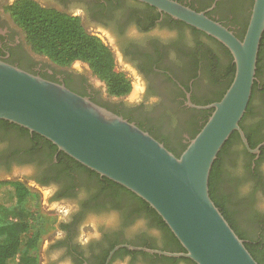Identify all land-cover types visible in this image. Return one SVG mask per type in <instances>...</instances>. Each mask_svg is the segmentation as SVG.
<instances>
[{
    "label": "flooded vegetation",
    "instance_id": "obj_1",
    "mask_svg": "<svg viewBox=\"0 0 264 264\" xmlns=\"http://www.w3.org/2000/svg\"><path fill=\"white\" fill-rule=\"evenodd\" d=\"M176 1L205 12L240 39L255 2ZM20 2L95 37L129 92L110 94L109 83L87 61L59 65L34 51L13 11ZM0 60L89 97L151 133L177 156L207 122L236 72L224 43L143 0H0ZM240 124L248 145L237 131L220 157L213 192L235 230L245 243L258 246L264 262V33L256 81ZM49 141L0 119V197L22 209L24 202L35 204V194L41 193L38 200L44 203L46 191L47 204L54 205H43L56 219V232L39 247V264H198L164 253L186 249L139 196L79 166ZM16 184L30 193L24 202L14 197ZM18 214L11 217L13 224L19 222ZM87 227L96 232L85 234Z\"/></svg>",
    "mask_w": 264,
    "mask_h": 264
},
{
    "label": "water",
    "instance_id": "obj_2",
    "mask_svg": "<svg viewBox=\"0 0 264 264\" xmlns=\"http://www.w3.org/2000/svg\"><path fill=\"white\" fill-rule=\"evenodd\" d=\"M224 43L236 64L223 98L177 156L136 123L65 84L0 60V119L53 142L60 150L149 203L198 264H260L210 194L212 167L241 120L256 81L264 33V0H255L243 39L221 22L176 0H143ZM156 251V250H151ZM161 252V251H157Z\"/></svg>",
    "mask_w": 264,
    "mask_h": 264
},
{
    "label": "trees",
    "instance_id": "obj_3",
    "mask_svg": "<svg viewBox=\"0 0 264 264\" xmlns=\"http://www.w3.org/2000/svg\"><path fill=\"white\" fill-rule=\"evenodd\" d=\"M13 11L16 19L25 25L34 51L36 50L48 54L52 60L59 65H70L76 59L87 61L94 71L109 83L110 94L122 95L129 92L130 87L128 82L115 72L110 54L95 37L83 34L77 29L67 27L63 20L61 22L56 21L50 13L37 10L30 2H20L15 4ZM237 135L238 132L234 131L229 140L223 146L212 167L209 180L210 194L233 228L235 226L231 223L229 216L222 207L221 202L214 196L213 188L218 174V167L222 152L227 148L229 142ZM52 144L55 148H58L54 143ZM62 153L68 156L71 160L75 161L79 166L86 168L93 174L99 175L97 172L89 169L64 151H62ZM105 178L110 182L119 185L121 188L132 192L123 185L107 177ZM15 187L14 197H17V202H24L25 198L30 194L28 189L20 184H16ZM139 198L143 200L149 208L157 213V211L152 208L148 202L141 197ZM160 219L163 224L167 226L161 216ZM20 227L19 223L0 226V264H18L16 262L17 253L23 244H26L29 247L34 245L35 247L37 246L38 236L30 238L29 236L22 235ZM245 244L257 261L260 264H264L262 259L258 256V246H254V244L251 245L250 243ZM22 262L23 264H32L33 260L24 259Z\"/></svg>",
    "mask_w": 264,
    "mask_h": 264
},
{
    "label": "rangeland",
    "instance_id": "obj_4",
    "mask_svg": "<svg viewBox=\"0 0 264 264\" xmlns=\"http://www.w3.org/2000/svg\"><path fill=\"white\" fill-rule=\"evenodd\" d=\"M41 193L35 194V204L34 202H24L22 204V209L20 206H11L12 201H6L0 197V226L6 224H13V220L11 217L15 218L16 213L18 214L20 220V232L22 235L29 236L33 238L38 236L37 246H28L26 244L21 245L18 250L16 262L18 264H23L24 259L33 260L32 264H39L40 257H39V247L43 244L46 245L48 242V236L55 231V217L47 214V208L51 209L54 205L47 204V192H42V200L44 203L41 204V201L38 200V195L40 196ZM16 205V204H13ZM45 205V206H43ZM35 206V209H34ZM87 227L84 231L85 234L95 233ZM29 238V239H30ZM48 239V240H47ZM22 262V263H21Z\"/></svg>",
    "mask_w": 264,
    "mask_h": 264
}]
</instances>
